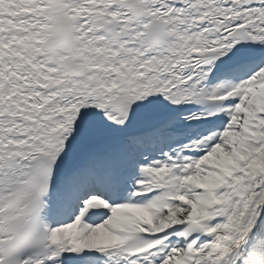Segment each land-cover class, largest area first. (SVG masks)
Returning a JSON list of instances; mask_svg holds the SVG:
<instances>
[{
  "label": "snow or ice",
  "instance_id": "1",
  "mask_svg": "<svg viewBox=\"0 0 264 264\" xmlns=\"http://www.w3.org/2000/svg\"><path fill=\"white\" fill-rule=\"evenodd\" d=\"M0 264H264V0H0Z\"/></svg>",
  "mask_w": 264,
  "mask_h": 264
}]
</instances>
